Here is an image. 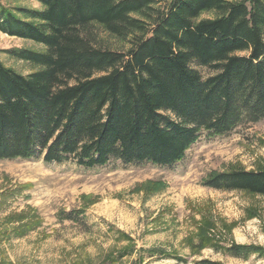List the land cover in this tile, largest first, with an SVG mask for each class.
<instances>
[{"label": "trees", "instance_id": "obj_1", "mask_svg": "<svg viewBox=\"0 0 264 264\" xmlns=\"http://www.w3.org/2000/svg\"><path fill=\"white\" fill-rule=\"evenodd\" d=\"M34 1L41 9L0 5V33L44 47L8 52L39 68L27 76L0 62V160L173 167L203 134L264 120V0ZM93 24L128 49L96 47ZM203 185L264 196V170L211 173Z\"/></svg>", "mask_w": 264, "mask_h": 264}, {"label": "rangeland", "instance_id": "obj_2", "mask_svg": "<svg viewBox=\"0 0 264 264\" xmlns=\"http://www.w3.org/2000/svg\"><path fill=\"white\" fill-rule=\"evenodd\" d=\"M0 5L41 9L34 0ZM88 29L96 47L128 49L127 41L97 25ZM20 50L44 47L0 33L5 67L22 76L39 70L8 54ZM194 69L202 77L212 74ZM235 168L264 170V120L223 136L203 134L173 167L113 159L92 169L71 159L0 160V264H264V196L203 185L211 173ZM230 245L257 252L234 258L226 251Z\"/></svg>", "mask_w": 264, "mask_h": 264}]
</instances>
